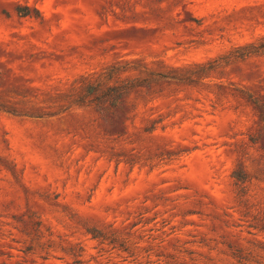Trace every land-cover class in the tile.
Wrapping results in <instances>:
<instances>
[{"label": "rangeland", "instance_id": "rangeland-1", "mask_svg": "<svg viewBox=\"0 0 264 264\" xmlns=\"http://www.w3.org/2000/svg\"><path fill=\"white\" fill-rule=\"evenodd\" d=\"M0 264H264V0H0Z\"/></svg>", "mask_w": 264, "mask_h": 264}]
</instances>
